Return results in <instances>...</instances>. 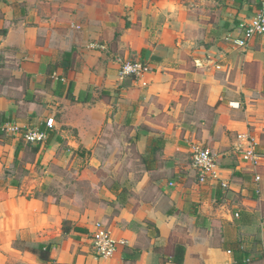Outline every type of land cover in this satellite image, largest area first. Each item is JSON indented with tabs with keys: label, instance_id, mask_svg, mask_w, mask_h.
<instances>
[{
	"label": "crops",
	"instance_id": "1",
	"mask_svg": "<svg viewBox=\"0 0 264 264\" xmlns=\"http://www.w3.org/2000/svg\"><path fill=\"white\" fill-rule=\"evenodd\" d=\"M259 1L0 0V53L12 58L13 79L27 83L22 96L27 117L40 116V110L34 114L40 106L36 95L58 101L49 117L51 141L32 144L36 163L57 161L55 146L65 144L73 153L87 154L83 173L92 177L102 169L103 138L112 148L126 145L129 137L139 156L146 155L150 139L164 140L151 169L139 167L134 185H104L100 195L111 204L78 213L22 196L17 180L5 183L2 166L18 160L21 150L1 135L0 264H177L172 261L177 246L184 248L181 264H264V36L245 48L233 43L239 24L254 16ZM204 32H219L220 39L199 43ZM191 41L197 44L194 72L179 69L184 61L177 55ZM130 50L147 69L136 81L124 82L119 61ZM68 52L73 53L64 56ZM7 57L3 63H9ZM189 75L206 86L204 102L212 114L199 138L189 130L182 134L183 126L150 120L180 111L178 96L190 95L175 85ZM0 115L25 124L15 119L13 102H0ZM42 121L38 129L46 130ZM123 128L132 133L127 136ZM246 133L259 154L253 170L238 165L232 154L237 135ZM203 146L215 154L218 167L199 183L190 159L192 150ZM64 221L71 226L66 233ZM96 222L125 242L110 258H99L92 249ZM15 241L24 247L15 248ZM40 243L50 245L51 263L27 251Z\"/></svg>",
	"mask_w": 264,
	"mask_h": 264
},
{
	"label": "rangeland",
	"instance_id": "2",
	"mask_svg": "<svg viewBox=\"0 0 264 264\" xmlns=\"http://www.w3.org/2000/svg\"><path fill=\"white\" fill-rule=\"evenodd\" d=\"M201 35L202 37L199 39V43H204L202 40L207 37V44H210L214 42V37L215 39H220L221 33L217 32L215 34H211L204 32ZM193 37H196V35L193 34ZM188 44L191 47H187L177 53V55H179L184 61L183 64L179 65V69L194 72L195 67L192 63V51L193 48L197 47V44L192 41ZM120 52L123 53L124 51ZM4 57L7 56L0 53V64L4 62ZM6 61L9 63H3L2 70H0V102L2 105L8 104V102L16 104L18 117L15 119L25 122V124H23L17 120L21 131L38 128L39 122L51 117V108L56 107L58 101L51 99L46 95H36L33 99L39 103L40 106L38 107L39 109L34 111V114L40 110V112L37 113L40 116H35L34 119L41 118V120L37 121L31 118L29 119L27 117L29 116L28 102H22L24 100L22 97L23 92L27 87V83L25 79H21L19 81H15L13 79L12 69L14 66L11 62L12 58L8 56ZM139 61L141 60L138 59L137 52H132L130 50L128 52V57L126 59L121 58L119 61V67L121 68L122 64L125 62ZM142 62L143 61H141V63ZM174 75H182L184 77L185 73L174 72ZM124 79V82H131L132 80L136 81L134 76H128ZM175 89L190 95V97H183L181 95L180 97L178 96V103L181 105V108H179L180 111L173 112L168 116L161 115L150 120L159 123L163 122V124L165 122H169L173 124L174 128L183 126L185 130L181 129L182 134H184L186 130H189L191 131V134L193 133L196 138H199L201 128L207 127L211 123L212 114L207 109L204 102L207 88L204 84L195 82L192 75H189L187 81L182 82L179 80L175 85ZM197 94L198 101H193L197 97ZM171 104H173L174 107L176 103L172 102ZM59 107H62V105ZM202 122H205V124L202 125ZM132 130V128L122 129L123 132L127 133V136L132 133ZM112 131L115 134L117 133L116 128L112 129ZM2 139L4 142L14 141L18 150H21L18 153L19 155L15 154V156H19L17 164H15L12 160L9 166H2L1 170L5 178V183L7 184L8 181L11 182L13 180H17L20 183L18 192H20L22 196L28 199H30V197L37 196L45 200V204L51 203L58 206H67L73 212L83 213L86 209L97 208L107 204L110 205L111 202L106 201L102 195H100L104 185L111 188L113 184L117 183L119 186L124 184L125 186H123L127 188L126 186L134 185L135 179L140 178L139 171L142 168L140 158L136 152L135 143L133 141H129V137L125 139L127 142L126 145H114L111 146L112 148L107 146L108 140L106 138L101 140L102 144L98 147V153L102 169L97 175H93L92 177H87V175L83 173L85 172L87 163H89L88 161H85L87 154L73 153V150L65 144L55 146L54 158L57 161H53L51 159L42 165L39 162L36 163L37 156L33 154L34 146L31 143L27 144L19 137L4 134ZM71 151L73 153L72 157L68 159L67 155H70ZM159 162H161V159H159ZM117 164H120L119 176L113 177L112 171L114 166ZM129 172L134 173L130 180L128 179V176L121 177ZM5 183L4 186H6ZM125 188L123 189V194L126 197L125 200L129 201L130 198H127V191ZM29 189H31V193L28 194ZM66 226L69 229L71 228L70 224L65 225V228ZM16 246L24 247V242L19 241Z\"/></svg>",
	"mask_w": 264,
	"mask_h": 264
},
{
	"label": "built area",
	"instance_id": "3",
	"mask_svg": "<svg viewBox=\"0 0 264 264\" xmlns=\"http://www.w3.org/2000/svg\"><path fill=\"white\" fill-rule=\"evenodd\" d=\"M239 34L233 38V43L238 48H245L256 36H264V0L259 1V6L254 16L247 22H241L238 26ZM147 66L141 62H125L120 68V76L139 77L146 72ZM54 127L53 118L45 120L46 130L38 128L21 131L16 122H5L0 125V132L4 135L19 137L27 144H43L48 138V133ZM232 154L238 158V165L253 170L259 161L256 143L250 133L238 134L237 142L233 145ZM192 167L195 170L199 183H205L214 176V170L218 167L215 154L204 147H195L191 152ZM259 181V177H255ZM226 185L223 184L222 187ZM264 219V217H263ZM91 246L95 255L99 258H110L114 255L119 245L124 241H117L111 232L102 223L96 222L91 233Z\"/></svg>",
	"mask_w": 264,
	"mask_h": 264
},
{
	"label": "trees",
	"instance_id": "4",
	"mask_svg": "<svg viewBox=\"0 0 264 264\" xmlns=\"http://www.w3.org/2000/svg\"><path fill=\"white\" fill-rule=\"evenodd\" d=\"M2 33H5V32H2ZM72 53L73 52L65 53L64 56L69 57V56H71ZM68 92H69V90H68ZM5 122H6V120L4 119V117L2 115H0V125L5 123ZM1 135H3V134L0 132V136ZM48 137L49 138H48V141L46 140L47 141L46 144L49 143V141H51L52 134L50 131L48 133ZM136 138H138V136ZM36 147L37 148L35 149V151H37L39 149V146H36ZM163 147H164V140L162 138L150 139L148 146H147L146 155L145 156H139L141 165H143L148 170L151 169V167L153 166V164L156 162V160L158 158V153L162 150ZM14 163L17 164V159L15 160ZM12 185L17 186V183L14 181ZM34 198L39 199V200H43L37 196H34ZM66 223L67 222H65V221L63 222L62 230L64 233L67 232V229L65 228ZM17 242H19V241H15L13 244L15 248H18L16 246ZM50 249H51L50 245H45V244L40 243V244H37L33 248H29L27 251H29L30 253L35 255L40 262L51 263L50 256H49L50 255ZM183 256H184V248L181 246H177L175 248L174 255L172 257V261L174 263L181 264L183 261ZM236 264H245V263H236Z\"/></svg>",
	"mask_w": 264,
	"mask_h": 264
}]
</instances>
